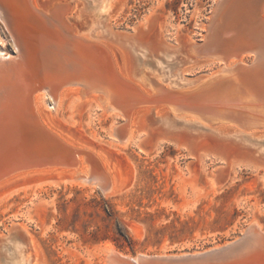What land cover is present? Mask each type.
<instances>
[{
  "label": "rangeland",
  "instance_id": "374dc122",
  "mask_svg": "<svg viewBox=\"0 0 264 264\" xmlns=\"http://www.w3.org/2000/svg\"><path fill=\"white\" fill-rule=\"evenodd\" d=\"M68 1L69 17L85 28L88 18H81V14L91 11L98 0ZM218 1L124 0L111 19L103 17L102 21L108 20L103 25L109 23L112 29L104 37L111 38L110 32L115 33L110 42L122 63L134 46L138 50L132 52L135 56L142 57L140 51L147 52L143 60L150 61H146L145 67H149L152 76L160 73L157 78L164 85H171L180 72L190 78L206 76L218 70L219 61L190 58L176 48L204 39ZM155 34L157 40H153ZM0 51L4 57L17 53L1 19ZM183 57L189 62H183ZM252 58L249 55L245 60L251 62ZM166 111L164 104L157 106V115ZM47 114L71 141H80L76 134L110 153L119 189L105 195L98 185L73 183L55 168L17 176L0 191V247L5 261L21 260L9 248L10 244L4 246L5 242L19 238L30 249L34 264H106L107 243L131 256L196 252L239 238L254 219L264 227V139L223 140L208 131L203 135L202 130L200 134L186 128L179 121L171 134L180 136L181 141L199 136V145L206 144L205 148L197 145L190 150L180 139L158 144L159 134L171 129L156 121L151 124L153 137L146 138L141 145H120L113 140L111 127L121 122V117H104L100 110L74 98L64 99L56 115ZM140 120L141 115L134 120L136 127ZM252 130L255 129L243 131ZM225 156L233 157L224 161ZM102 198L112 203L117 217L127 226L136 241L134 251L130 247L119 248L110 238L94 240L93 233L106 223L97 204ZM32 239L37 250L30 246Z\"/></svg>",
  "mask_w": 264,
  "mask_h": 264
},
{
  "label": "bare ground",
  "instance_id": "6f19581e",
  "mask_svg": "<svg viewBox=\"0 0 264 264\" xmlns=\"http://www.w3.org/2000/svg\"><path fill=\"white\" fill-rule=\"evenodd\" d=\"M123 2L124 0H98V4L91 11L86 15L81 14V18L85 16L89 23L82 29V24L77 20L74 22L68 15L70 11L68 0H0V19L5 23L17 47L14 56L4 57V53L0 51V130L9 129L8 137L12 138L9 143H4L6 138L0 141V156L7 158L6 161H0L5 164L4 167L0 166V175L5 173L0 176V191L17 176L22 177L41 169L55 168L73 183L98 185L100 188H104V178L108 175L113 183L112 189L105 191V195L117 192L119 181L112 171L110 153L99 145L105 153L102 154V158L100 155H94L89 148L93 141L82 139L76 134V139L80 141H71L51 118V114L56 115L62 102L67 98H74L77 102L100 110L104 117L114 120L118 117L123 118L122 123L117 121L111 127V136L120 145L129 143L141 145L146 138L153 137L149 115L153 108L143 105L145 102L149 104L150 101L170 103L169 108L165 106L167 111L163 115H157L158 122L167 124L168 129H171L168 133L159 134L158 144L178 142L180 139L186 148L194 150L199 145L201 139L199 136L181 141L180 136L171 134L176 129V124L180 123L198 132L202 130L203 135L210 132L211 135L223 140L264 139V80L260 81L262 78L260 76L264 74V64L260 63L259 71L250 69L243 52L238 53L234 49L227 50L226 46L224 47L223 31L220 30L224 27V10L234 1L226 0V3H223L217 19H214L213 25H209V32L205 35L208 41L201 43L192 39L193 41L176 48L180 54L189 53L191 56L194 54L207 58L209 62L219 61L218 70L198 78H190L185 72H180L178 77H181V80L178 78L176 79L178 82L175 80V83H170L171 85H164L165 83L157 78L160 73H157L158 75L154 73L155 76H152L153 73L148 71L149 67H145L148 66L145 64L149 59L145 61L143 56H147V52L140 51L143 56L139 54L135 56L132 52L138 50L134 46L132 51H128L125 63H122L110 42L115 33L109 31L112 37H104L111 25L108 23L104 26L103 23L107 19L102 21L103 17L111 19L116 7H120ZM257 20L259 33H262L263 37L264 4L256 17ZM207 27L208 25L206 30ZM225 32L226 35L232 33L230 30ZM62 49L72 52L69 54L65 51L64 62H69L71 58H77L80 62L73 68V72L62 68L63 60L54 57L56 53L53 52ZM47 50H50L48 55L45 54ZM182 61L189 62L185 57ZM48 112L51 117H47ZM139 115L141 122L136 127L134 120H137ZM30 123H37L41 130L36 129L34 125L29 126ZM16 124H28L21 130L25 140L20 139L15 133ZM213 125L218 126L210 127ZM241 129L263 130L246 133ZM199 146L202 149L206 144ZM6 147L9 149L6 150ZM55 150L59 151L62 157L60 160L67 161L79 160L78 152L87 153L93 169L89 171L88 167H84L80 171L82 173L80 176L75 170L57 166H41L33 170L31 168L27 170L26 167L8 170L9 166L14 167V163L19 161L42 159L51 153L58 154ZM76 153L79 155L76 156ZM234 153L236 154L235 151ZM229 158L225 156L223 159L227 161ZM100 162L104 168L103 173L100 171ZM31 243L30 246L37 250L33 239ZM9 244L17 259L21 260L16 261L15 258L16 262L13 263L11 260L5 261L0 247V264H34L30 249H26L20 238L9 240L4 246L7 247ZM240 246H243L242 251L235 252L232 257L220 261L213 260L217 258L214 254H221L218 252H227ZM211 251H213L211 255L202 257H199L200 252L141 253L131 256L119 252L114 245L107 243L105 261L108 264H160L159 261L167 264H264V227L254 219L244 237L214 246L206 252ZM11 253L13 255V252ZM189 256L193 257L192 260L188 262L184 260ZM154 259L156 260L153 261Z\"/></svg>",
  "mask_w": 264,
  "mask_h": 264
},
{
  "label": "water",
  "instance_id": "95a60500",
  "mask_svg": "<svg viewBox=\"0 0 264 264\" xmlns=\"http://www.w3.org/2000/svg\"><path fill=\"white\" fill-rule=\"evenodd\" d=\"M224 1V2H223ZM231 4L228 5V7H226L227 9H225V14L223 16V22H224V27L220 30L223 31L222 33V38L224 39V47L226 46V49H234L235 51H237L238 53H242L243 52V56H249V55H253L252 61H246V64L248 65V67L254 71H259V66L261 65L260 63H262V65L264 64V36L262 37V33H259L258 30V20L256 21V17L258 15V13H260V10L264 4V0H230ZM223 3H226V0H219L217 3L216 8L214 9V12L210 18V20L208 21L207 25V29L205 35H207V33L209 32V25L214 23V19H217V14L220 12ZM256 15V16H255ZM211 25V26H212ZM160 28V27H158ZM217 29V28H216ZM226 30H230L232 33L227 34L226 35ZM160 32V30L158 29V33ZM158 37L155 34L153 36V40H157ZM208 41V39L206 40V36H204V39L202 41H197V42H206ZM54 51V50H52ZM65 51L67 53H72L69 52L68 49H62V50H56L55 52H53L55 55L54 57H57L56 59L60 58L63 60L62 63V68H64L65 70L69 71V72H73V68L77 67L79 65L80 62H78L77 58H71V60L69 62H64V54ZM71 51V50H70ZM48 52H50V50H47L45 52L46 55H48ZM68 54V55H69ZM188 57L190 58H196V59H200V60H208L207 58H202L200 56L189 54L186 53ZM199 55H203V54H199ZM262 77L260 81L264 80V74H262ZM260 84V83H259ZM2 95L3 92L1 93ZM149 104H143L146 107L149 108H153V110L150 112V124L158 121V116L156 114V108L159 104H164L166 107H170V103L166 102V103H160V102H153L151 103L148 102ZM27 120V119H25ZM27 122V121H26ZM122 123V121L120 122ZM29 124V123H28ZM27 125H20V124H16L14 125V130L15 133L17 134V136L22 139L25 140V138L23 137V133L21 132V130L25 127L28 126ZM31 124V123H30ZM34 125L36 127V129H38L39 131L41 130L40 127L38 126L37 123H33L29 126ZM9 129H5L4 130H0V137L2 139H0V141L3 140V138L5 139L4 143H9L11 142L10 140H12L11 136L8 137L9 135ZM49 137V136H48ZM8 138H10L8 140ZM3 143V144H4ZM60 143V142H59ZM63 144V143H60ZM78 145V144H77ZM8 147H6L7 150ZM89 148L91 149L90 152H92L94 155H100L102 158V154L105 153V151L101 150V146H99L96 143H92V146H89ZM9 149V148H8ZM57 151V150H55ZM56 153L58 154H50L49 156H47L46 158H33L32 160L29 161H19L14 163V167H10L8 170H19L22 169L24 167L27 168H31V170L33 169H38L41 166L45 167V166H57V167H61V168H66V169H70V170H75L78 172V175L80 176L82 173L80 172L84 167H88L91 171L93 169V165L90 162L89 158H88V154L84 153V152H78L80 154L79 160L77 159H73L71 161H67V160H60L62 159V157L59 154V151H57ZM78 153H76V156L79 155ZM91 154V153H90ZM100 158V159H101ZM6 156L2 157L0 156V161L5 160L6 161ZM14 162V161H12ZM101 164V169L100 171L103 173L104 172V168L102 166V162H100ZM12 164V163H10ZM5 164H3L2 162H0V166L4 167ZM8 166V165H6ZM0 167V168H1ZM28 170V169H27ZM5 172V171H2ZM5 173H1L0 176H2ZM105 180V184H104V188H101L102 192L105 194V191H109L112 189V179L110 176L106 175V178H104ZM249 226L246 228V230L244 231V233L240 236L241 238L244 237L247 233ZM254 239V238H252ZM236 240V239H235ZM233 240V241H235ZM255 241V240H252ZM243 246L231 249L227 252H218L221 254H214L217 258L213 259L214 261H220L226 258H230L232 257L233 254H235V252L239 253L240 251H242ZM205 251H196V252H200L199 257L202 256H206V255H211L213 251L211 252H206ZM193 253V252H190ZM213 255V256H214ZM106 258V256H105ZM191 258H193L192 256L186 257L184 258V260H192ZM156 259H154L153 261H155ZM159 260V259H158ZM160 264H167V263H162L161 261H159ZM106 263V261H105ZM108 264V263H106Z\"/></svg>",
  "mask_w": 264,
  "mask_h": 264
},
{
  "label": "trees",
  "instance_id": "16d2710c",
  "mask_svg": "<svg viewBox=\"0 0 264 264\" xmlns=\"http://www.w3.org/2000/svg\"><path fill=\"white\" fill-rule=\"evenodd\" d=\"M97 204L102 209L100 215L106 223L99 226L93 233L94 240L99 241L100 239L110 238L119 248L130 247L134 251L136 241L127 226L117 217V212L112 203L108 199L102 198Z\"/></svg>",
  "mask_w": 264,
  "mask_h": 264
}]
</instances>
